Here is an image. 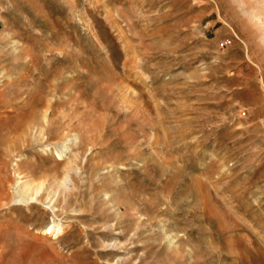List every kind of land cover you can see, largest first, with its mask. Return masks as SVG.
<instances>
[{
    "label": "rangeland",
    "instance_id": "1",
    "mask_svg": "<svg viewBox=\"0 0 264 264\" xmlns=\"http://www.w3.org/2000/svg\"><path fill=\"white\" fill-rule=\"evenodd\" d=\"M0 264H264V0H0Z\"/></svg>",
    "mask_w": 264,
    "mask_h": 264
},
{
    "label": "bare ground",
    "instance_id": "2",
    "mask_svg": "<svg viewBox=\"0 0 264 264\" xmlns=\"http://www.w3.org/2000/svg\"><path fill=\"white\" fill-rule=\"evenodd\" d=\"M48 111L45 112V115H44V121H47V116H48ZM68 147V143L65 142L63 143L62 146H60L61 149H67ZM39 191H41V188H39L38 190L35 191V196H37V194L39 193ZM33 199V198H32ZM62 226L61 225H58V224H52L49 226V228L46 230V233H51V232H55L56 234L60 233L62 231Z\"/></svg>",
    "mask_w": 264,
    "mask_h": 264
}]
</instances>
